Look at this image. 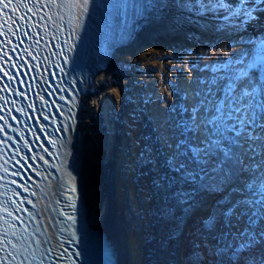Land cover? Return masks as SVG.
Wrapping results in <instances>:
<instances>
[{
	"label": "snow or ice",
	"instance_id": "obj_1",
	"mask_svg": "<svg viewBox=\"0 0 264 264\" xmlns=\"http://www.w3.org/2000/svg\"><path fill=\"white\" fill-rule=\"evenodd\" d=\"M90 2L82 0L76 6L86 11ZM28 8L23 0H0V13L6 19H11L10 12ZM116 9L134 17L151 13L163 16L174 11L177 15L173 22L178 27L192 15L211 17L216 21L213 30L217 33H239L252 25L264 27V0H118ZM28 18L25 12L19 19ZM8 33L15 35L11 27L7 32L0 30L5 41ZM238 42L255 43L256 54L245 49L228 58H217L204 65L207 75L189 81L187 88L173 85L179 99L167 105L162 117L149 119L151 133L132 141L137 151H130L131 159L124 163L126 171L137 180L151 176L147 202L155 200V204L148 212L167 227L160 241L162 247L179 241L188 221L206 212L198 217L191 233L185 264H264V39L241 36ZM216 47L218 44L210 45L211 50ZM4 76L15 79L8 72ZM167 83L171 85L172 81ZM0 99L7 103L6 98ZM152 102L150 97L140 101L145 106ZM3 107L0 105V110ZM132 119L138 117L133 115ZM0 121V132L8 140L13 139L4 129H17L5 116H0ZM64 129L67 131V125ZM0 144H7V140L0 139ZM5 211L12 215L7 208ZM136 212L144 215L143 210ZM39 214L29 213V217L35 220ZM39 231L37 226L29 235L18 234L9 224L0 235V264H43L44 255H37L42 241L31 239Z\"/></svg>",
	"mask_w": 264,
	"mask_h": 264
},
{
	"label": "bare ground",
	"instance_id": "obj_2",
	"mask_svg": "<svg viewBox=\"0 0 264 264\" xmlns=\"http://www.w3.org/2000/svg\"><path fill=\"white\" fill-rule=\"evenodd\" d=\"M176 15L174 11L163 16L155 13L144 17L132 15L121 34L108 43L107 58L84 88L76 127L72 124L70 132L72 146L68 150L83 193L85 218L92 227L110 234L118 264H185L189 241L193 238L191 233L198 217L206 215V212L197 213L188 221L179 241L162 247L160 241L167 227L148 212L155 204V200L147 202L151 176L137 180L124 167L125 161L131 159L130 151H137L132 141L151 133L148 116L144 121L132 119L134 111L138 110L132 103L141 101V89L148 94L156 91L153 99L157 98L160 104H153L157 107L154 116L162 117L165 106L179 99L173 86L168 88L162 82V75L165 78V73H170L167 69L171 68V74L177 78L174 84L187 88L189 81L200 76L195 55L208 43H215L219 36L213 30L216 21L211 17L192 15L178 27L173 22ZM261 20L264 21V13ZM205 25L206 29H202ZM246 30L249 38L264 39V27L252 25ZM249 47H252L248 49L250 54L255 55L256 44ZM181 67L185 71L179 76ZM137 77L142 78L144 84L142 88L136 86L135 92L132 82ZM136 94L139 100L134 101ZM136 210H143L144 215H138Z\"/></svg>",
	"mask_w": 264,
	"mask_h": 264
},
{
	"label": "rangeland",
	"instance_id": "obj_3",
	"mask_svg": "<svg viewBox=\"0 0 264 264\" xmlns=\"http://www.w3.org/2000/svg\"><path fill=\"white\" fill-rule=\"evenodd\" d=\"M250 31H253V29H249ZM219 34V36H218V38L216 39V41H215V43H212V42H210V43H208L207 45H205L204 46V49L202 48L201 50L199 49V53H197L195 56H196V64H198L199 62L201 63V65L203 64H211V63H213L214 61H216L217 60V58H221V57H223V56H225L226 54H227V52L229 51V50H233V54L235 55V54H238V53H240V48L241 47H244L245 49H246V47H247V49H249L250 50V48H251V50H252V47H249L250 46V44H242V43H239L238 41H239V38L241 37V36H243L245 39H248V30H246V31H243V32H239V33H233L234 35H232L231 33H225V32H220V33H218ZM246 35V36H245ZM237 36H239V37H237ZM222 37V38H221ZM224 37H225V39H224ZM231 38H233V40H230ZM234 38H235V40H234ZM221 41V42H220ZM230 41V42H229ZM232 42H236L235 43V46H233V47H229V45L232 43ZM215 44H218V47H216L214 50H211L210 49V45H215ZM246 45V46H245ZM249 47V48H248ZM243 49V48H242ZM237 50V51H236ZM209 51V52H208ZM223 53V54H222ZM201 56H203V59H201ZM200 61H199V60ZM202 60V61H201ZM174 71V70H173ZM182 71H183V73H182ZM184 71H185V69L183 68V67H181L180 69H179V73H177V74H179V76H181L182 74H184ZM203 72H205V74H207V72L205 71V69H204V66H203ZM203 72H199V75H201V73H203ZM172 72H170V73H165V78H164V74L162 75V78H163V83L165 84V86L166 87H168V88H170V87H172L173 85H175L174 83L176 82V80H177V78H176V76L175 75H173V74H171ZM175 76V77H174ZM179 76H177V77H179ZM140 79H142V78H139V77H137L136 79H135V81L134 82H132L133 84V86H132V89H134V91L136 92L137 91V88H139V87H141L142 88V85L144 84L143 82H142V80H140ZM171 80L172 81V84L171 85H169L168 83H167V81L168 80ZM173 81H175V82H173ZM177 83V82H176ZM180 83V82H179ZM136 86H138L136 89H135V87ZM97 90V89H96ZM135 97H136V99L138 98V100H139V97H138V94H136L135 95ZM118 100V101H117ZM116 101L119 103V99L117 98L116 99ZM154 103H157V104H159L160 102H159V100L157 99V98H155V99H153L152 100ZM158 101V102H157ZM139 103H140V100H139ZM142 103H140V105H141ZM163 104V103H162ZM132 105L133 106H136L137 108L136 109H138V110H136V111H134V112H136V114H135V116H137L138 115V119L141 121V120H143L144 121V119H147L146 117H147V115L146 114H144L143 112L144 111H142L141 110V107H139V106H137L138 105V102H133L132 103ZM168 105V104H167ZM167 105L165 106V107H167ZM148 106H150V104H148ZM151 107V106H150ZM157 107H156V105H153V107H152V111L154 112H156L157 110ZM144 116H145V118H144ZM144 118V119H143ZM88 128H89V126H88ZM87 128V129H88ZM110 190H111V188H110ZM114 191V190H113ZM116 209L119 211V213H120V207H119V205L117 204V206H116ZM107 234H108V232H107ZM108 236H109V238H110V234H108Z\"/></svg>",
	"mask_w": 264,
	"mask_h": 264
},
{
	"label": "water",
	"instance_id": "obj_4",
	"mask_svg": "<svg viewBox=\"0 0 264 264\" xmlns=\"http://www.w3.org/2000/svg\"><path fill=\"white\" fill-rule=\"evenodd\" d=\"M134 90V89H133ZM134 101H136V97L134 96L133 98ZM153 104H155L154 102L151 103V106L153 107ZM152 107L150 108L152 110ZM153 112V111H152ZM101 229V228H100Z\"/></svg>",
	"mask_w": 264,
	"mask_h": 264
}]
</instances>
